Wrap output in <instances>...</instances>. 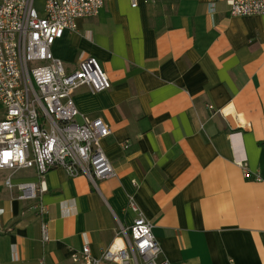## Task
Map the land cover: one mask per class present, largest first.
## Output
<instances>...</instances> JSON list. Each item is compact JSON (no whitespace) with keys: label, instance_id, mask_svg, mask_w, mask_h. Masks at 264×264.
Masks as SVG:
<instances>
[{"label":"crops","instance_id":"obj_1","mask_svg":"<svg viewBox=\"0 0 264 264\" xmlns=\"http://www.w3.org/2000/svg\"><path fill=\"white\" fill-rule=\"evenodd\" d=\"M135 1L103 0L50 48L67 71L94 57L107 74V90L72 97L78 122L109 125L101 147L115 175L93 185L51 169L37 215L0 170V264H78L84 245L98 254L137 216L130 198L170 264H264V14ZM36 180L33 169L12 176Z\"/></svg>","mask_w":264,"mask_h":264},{"label":"built area","instance_id":"obj_2","mask_svg":"<svg viewBox=\"0 0 264 264\" xmlns=\"http://www.w3.org/2000/svg\"><path fill=\"white\" fill-rule=\"evenodd\" d=\"M231 16L264 14V0H223ZM131 6L136 5L130 0ZM103 0H0V170L6 189L30 202L37 215L46 212L42 195L45 174L61 168L69 177L84 175L93 185L115 175L101 147L111 130L99 117L81 116L74 91L86 86L92 93L107 90L110 80L94 57L81 59L67 71L50 48L63 33L77 30V21L96 16ZM214 12V2L208 4ZM33 169L36 181L14 183L19 170ZM137 212L129 226H119L111 242L98 254L89 245L72 254L78 264H170L162 258L152 224L130 198ZM41 241L49 240L46 222Z\"/></svg>","mask_w":264,"mask_h":264},{"label":"rangeland","instance_id":"obj_3","mask_svg":"<svg viewBox=\"0 0 264 264\" xmlns=\"http://www.w3.org/2000/svg\"><path fill=\"white\" fill-rule=\"evenodd\" d=\"M0 108H1V106H0Z\"/></svg>","mask_w":264,"mask_h":264}]
</instances>
